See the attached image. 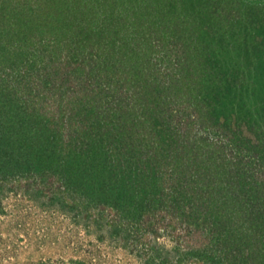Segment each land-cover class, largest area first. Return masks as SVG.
I'll return each mask as SVG.
<instances>
[{"label": "trees", "instance_id": "16d2710c", "mask_svg": "<svg viewBox=\"0 0 264 264\" xmlns=\"http://www.w3.org/2000/svg\"><path fill=\"white\" fill-rule=\"evenodd\" d=\"M162 2H130L124 17H133L137 33L116 28L112 48L103 43L104 31L92 33L82 58L92 62L72 66L73 74L85 73L78 82L71 74L18 79L34 68H20L2 52L0 191L34 189L87 214L94 206H110L112 219L118 223L124 212L131 235L142 243L164 230L176 240L179 255L160 264H264L259 145L245 136L232 143L229 126L212 141L191 136L193 122L202 117V125L211 115L208 107L204 112L202 94L219 82L218 73L200 69L193 59L186 22L179 34V72L174 66L159 75L155 61L146 58L153 46L142 53L138 25H154L148 30L162 34L163 43L170 27L153 22L162 17ZM117 42L125 48L119 56ZM194 48L203 49V42ZM197 92L198 103L185 114L182 108Z\"/></svg>", "mask_w": 264, "mask_h": 264}, {"label": "rangeland", "instance_id": "374dc122", "mask_svg": "<svg viewBox=\"0 0 264 264\" xmlns=\"http://www.w3.org/2000/svg\"><path fill=\"white\" fill-rule=\"evenodd\" d=\"M137 1L0 0V55L6 52L20 68L31 63L34 74L18 79H63L71 74L78 82L85 73L73 74L72 66L92 62L82 59L93 42L92 33L104 31L103 43L112 48L116 28L134 31L133 17L127 20L124 16L129 5ZM163 1L162 17L155 16L158 20L153 22L169 26V32L163 35V43H158L162 34L151 32L154 25H138L142 53L151 44L146 58L155 61L159 75L174 66L178 73L179 34L188 22L193 59L200 69L209 66L218 73L219 82L214 87L207 85L202 94L207 100L204 112L208 107L211 115L202 125V117L193 122L191 136L202 135L212 141L223 136L222 128L229 126L226 131L235 136L231 142L236 143L240 136L254 141L259 145L257 159L263 162L264 0ZM201 41L203 49H195ZM123 46L117 42L118 56ZM170 59L172 66L168 65ZM55 67L64 70L55 71ZM195 94L192 104L182 108L185 114L198 103L199 93ZM170 122L174 126V119ZM92 210L93 214H87L81 206H64L34 189L0 191V264H160L179 255L176 240L164 230L159 236L149 234L142 243L131 235L130 219L124 212L117 223L110 206H94Z\"/></svg>", "mask_w": 264, "mask_h": 264}]
</instances>
